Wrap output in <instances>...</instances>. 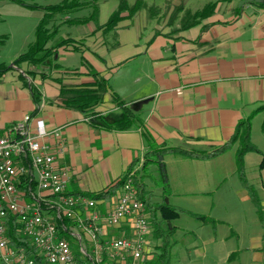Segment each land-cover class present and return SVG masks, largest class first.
Returning a JSON list of instances; mask_svg holds the SVG:
<instances>
[{"label": "crops", "instance_id": "0c3cea01", "mask_svg": "<svg viewBox=\"0 0 264 264\" xmlns=\"http://www.w3.org/2000/svg\"><path fill=\"white\" fill-rule=\"evenodd\" d=\"M143 1V9L132 17L123 13L116 29L107 33L95 22L64 20L67 26L56 24L57 39L81 41L84 53L61 49L55 56L59 67L50 78H40L38 69L26 63L0 77V137L28 115L42 120L48 133L60 132V137L51 135L45 142L55 155L59 143H63L65 150L58 154L56 165L68 172L71 194L106 189L125 175L134 161L141 163L151 151L142 129L109 131L101 127L100 119L113 122L132 111L141 115L155 145L210 151L230 139L238 121L264 105V8L248 3L238 9L241 5L231 1L219 5L214 15L198 26L180 30V19L170 20V2L197 10L198 0ZM209 1L214 0L206 3ZM119 2L99 3V25L116 12ZM135 2L130 0L129 5ZM152 7L159 13L150 14ZM102 15L107 18L102 20ZM28 71L37 73L32 74V80ZM92 71L109 80L111 93L125 101L124 107L116 105L111 93L96 108V116L64 105L56 79L63 76L64 83L71 85L90 83L94 81ZM31 82L40 92L38 105L32 98ZM259 118L264 121L263 112L253 119ZM31 130H36V123H32ZM233 152L223 154L220 160L231 161L229 164L237 170L235 149ZM252 154L245 156L246 176L262 205L264 168L260 165L264 157ZM214 159L169 155L165 164L173 192L188 198L213 193L223 181L213 183L205 176L204 168L214 170L210 164ZM190 166L200 168L197 178L187 171ZM249 168L257 169L255 178H250ZM207 182L213 184V189ZM244 199L254 202L247 192ZM254 247L261 245L256 243Z\"/></svg>", "mask_w": 264, "mask_h": 264}, {"label": "built area", "instance_id": "2783aa9c", "mask_svg": "<svg viewBox=\"0 0 264 264\" xmlns=\"http://www.w3.org/2000/svg\"><path fill=\"white\" fill-rule=\"evenodd\" d=\"M26 119L0 137V264H36L10 231L27 238L45 264H157L149 243L151 221L131 170L117 202L66 193L68 172L43 138L44 122ZM142 164V163H141ZM35 184V185H34Z\"/></svg>", "mask_w": 264, "mask_h": 264}, {"label": "rangeland", "instance_id": "374dc122", "mask_svg": "<svg viewBox=\"0 0 264 264\" xmlns=\"http://www.w3.org/2000/svg\"><path fill=\"white\" fill-rule=\"evenodd\" d=\"M62 1L63 0H0V37L7 38L5 40V43L0 45V63H4L10 67H15L13 65L14 60L21 53L25 52L28 49L30 43L34 41L36 29L41 18H43L44 16V7L54 4H60ZM80 1L86 2L90 0ZM102 1L103 0H99L98 5ZM207 1L208 0H198L196 2L199 4L197 8L202 9L207 4ZM233 1L238 3V5L240 4V8H243L252 0ZM243 1L246 2L242 3ZM256 1L263 2L264 0ZM229 2L230 1L220 2L219 5L221 6ZM182 5L188 8V5L186 4L175 6L173 5V2H170V7H173V12L174 10H176V8H179ZM133 6H130V8H132ZM119 7L120 2L117 10L119 9ZM189 9L193 10V8L191 7ZM88 10L93 11L92 7H84L66 17H70L73 19H77L75 18L76 16H83L82 18H84V16L87 17L86 15H88L89 17L92 12L89 13ZM173 12L170 16V20L172 19ZM166 13H169V10H167ZM179 15L183 17V13H180ZM129 16L132 17L130 13ZM180 16H178L177 20L181 19ZM66 17L65 15L57 16L54 24H58L61 27L67 26V24L63 22L64 20H68ZM106 18L107 16L103 17V15L101 17L102 20H105ZM54 27L56 28V26ZM51 44L52 43H50V45L48 46H51ZM69 50L73 51L71 49ZM57 61V58H55L51 66H49L47 63L38 67L37 69L40 72V78L44 79L47 76L48 78H50L52 75H55V69L58 67L56 65H59ZM71 63H73V60H71ZM47 72L49 73V75H47ZM36 74L37 73H35V75ZM62 77H59L58 79L63 80L64 78ZM28 117L33 123H36L38 121V119H34L32 115H28ZM263 123L264 121L261 118L252 120L251 142L258 148H260V150H264ZM16 124L18 123L11 125L7 129V134L10 133V129ZM32 133L36 134L37 129L35 131H32ZM45 140L46 139L44 137L43 141ZM165 146L169 147V145L166 144L161 146L156 145V147L160 148ZM237 148H239V144L235 143L223 154H227V152L229 151L233 152V150L235 149L236 158V153L238 151ZM249 153H254L252 155L256 158L258 156H260L261 158L264 157L263 151H261V154L255 152ZM223 154L217 156L219 158L215 157L216 159H214L211 163L209 162L211 165H214V170L204 168L206 177L211 178L213 183L218 180H222V184L215 187L214 192L211 194L202 196L197 195L191 198L177 195L175 191L173 192V187L170 185V183L169 193H165L163 190V185L160 184L161 174L156 163L151 162L149 164V167L147 168V172L145 173L142 171L143 165L141 164L144 162L143 157L142 162H138V164L133 168L135 169L136 167H138V165L140 166L139 170L136 173V186L138 183L145 182L147 186V192H149L145 194V198L151 195L152 202L157 204L162 203L167 196L169 197L168 203L170 205L186 210L185 212L180 213L170 222V224L175 227V232L170 239V242L172 243V264H264V240L262 239L264 237V200L262 201L261 205L252 202V200L244 199L247 191L241 186L236 176V174H238V171L235 169V166L232 167V165L229 164L231 163V161L227 159L220 160V156L222 157ZM168 156L169 154L165 156L164 162H166V158ZM245 156L244 166L246 167ZM249 170L250 178H255L258 173L257 169L249 168ZM187 171H190L191 175L197 178L200 168L190 166L188 167ZM201 173L203 174L202 171ZM125 174H127V172ZM210 184L211 188L213 189V184ZM181 187L182 186L179 185L178 188ZM137 189L140 197L138 186ZM121 191L122 190L120 188L117 189L112 197H110L109 199H105V203L114 205L117 202L118 196ZM66 193L72 196L81 197H87L89 194H91H71L68 192V187L66 189ZM143 201L146 203L145 200ZM146 205L147 213L150 218L148 204L146 203ZM194 214L203 215L206 217L208 216L215 221L217 220L216 224H204L199 219L195 218ZM167 224L168 223H165V225H163V228H167L169 226H167ZM152 226L153 225L151 223V232L154 229V227L152 228ZM13 235L17 236L16 234ZM149 243L150 245H152L150 246L151 251L154 252L153 259L156 260L158 249L154 247L160 246L162 244V240L156 239L152 233L149 238ZM256 243H259L261 247L255 248L254 245Z\"/></svg>", "mask_w": 264, "mask_h": 264}, {"label": "trees", "instance_id": "16d2710c", "mask_svg": "<svg viewBox=\"0 0 264 264\" xmlns=\"http://www.w3.org/2000/svg\"><path fill=\"white\" fill-rule=\"evenodd\" d=\"M224 1L231 2L233 0L211 1L207 3L202 9H198L195 11L182 5L181 7L174 10L172 19L173 21L177 20L178 16H180L179 14L183 13V17L180 16V30H186L191 27L198 26L205 20L210 19L214 15L219 3ZM98 2L99 0H90L86 2L80 0H63L60 4H54L44 7V16L43 18H41L36 29L34 41L30 43L28 49L25 52L21 53L14 60L13 65L21 67L22 64L26 63L32 68H38L48 63V65L51 66L55 60L54 55H56L61 49H71L73 51L84 53V48L81 41L75 40L71 37L57 39L59 27L54 24V21L59 15L68 16L84 7H92L93 11L89 17L69 19L67 20V22H75L76 24H87L90 22H95L100 30H103L104 33H107L116 29L118 23L122 20L123 13L129 12L130 15L133 16L145 6L143 0H137L135 5L130 8L127 0H120L119 9L111 15V17L105 24L99 25L98 16L100 12V6L98 5ZM250 3L260 8H264V1L258 2L256 0H252ZM238 9L241 8L238 7ZM149 12L150 14H158L159 10L155 7H152L150 8ZM54 26H56V28ZM6 39V37H0V45L5 43ZM50 43H52L51 46H48L50 45ZM56 66L59 67V65ZM11 69L12 67L4 63H0V77ZM26 74H28L33 79L32 74H35V72L28 71L26 72ZM92 75L94 77L93 82L79 85L67 84L64 83L63 80L56 79L58 84H60L61 98L63 99V103L67 108L78 110L82 113L87 114L88 116H95L97 114L95 111L96 108L104 102L106 95L110 94L112 89L109 80L104 76L96 71H92ZM30 88L33 95V101L36 105H38L41 101L40 92L33 84H30ZM111 95L117 106H125V101H123L116 93L112 92ZM261 112L264 113V105L257 107L248 117L238 121L230 139L224 144L217 146L210 151L193 150L175 146H165L161 148L156 147L152 140V136L145 129V121L142 119L141 115L133 113L132 111L124 112L118 119L113 122H107L105 118L100 119V125L104 129L109 131H128L134 128L142 129L143 135L151 147V151L145 155L144 162L142 163V171L146 173L149 164L151 162L156 163L161 174L160 184L163 185V190L165 193H169L168 171L164 162V158L166 155L172 154L185 158L208 160L225 153V151H227V149H229L233 144L238 143L239 148L236 155L238 176L240 177L241 184L244 189L251 196L253 201L256 204H259L257 192L254 186L250 184L246 176L244 156L249 152L261 154V150L251 142L252 120L255 115ZM95 125L98 124L96 123ZM138 162H140V160L134 161L131 167H129L127 174L138 164ZM263 168L264 158L260 165V169ZM127 174L122 176L118 181H116L108 188L97 193L89 194V198L96 200L109 199L115 194V191L117 189L121 188L124 183L123 179H125ZM137 186L140 191L141 199L145 200L148 204V211L150 213L151 223L153 225L152 228L154 227L152 233L156 239L162 240V244L156 247V249H158L156 263L172 264V243L170 242V239L175 232V227H173L170 222L172 221V219L176 218L180 213L185 212L186 210L170 205L168 203L169 197L167 196L162 203H153L151 200V195L145 198V194L149 193L147 192V186L145 182L138 183ZM194 216L204 224H216V221L208 216L206 217L198 214H194ZM165 223H168L167 226L169 225L167 228H163V225H165ZM9 238L11 239V244L24 248L27 254L35 259L36 264H45L43 258L38 255L37 248L34 247L30 243V241H27V238L17 237L13 235L11 231L9 233Z\"/></svg>", "mask_w": 264, "mask_h": 264}, {"label": "water", "instance_id": "95a60500", "mask_svg": "<svg viewBox=\"0 0 264 264\" xmlns=\"http://www.w3.org/2000/svg\"><path fill=\"white\" fill-rule=\"evenodd\" d=\"M244 2H246V1H243L242 3H244ZM242 3H241V4H242Z\"/></svg>", "mask_w": 264, "mask_h": 264}]
</instances>
